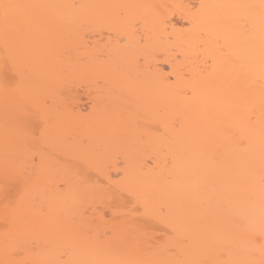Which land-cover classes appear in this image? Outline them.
Segmentation results:
<instances>
[{
  "label": "bare ground",
  "instance_id": "obj_1",
  "mask_svg": "<svg viewBox=\"0 0 264 264\" xmlns=\"http://www.w3.org/2000/svg\"><path fill=\"white\" fill-rule=\"evenodd\" d=\"M0 264H264V0H0Z\"/></svg>",
  "mask_w": 264,
  "mask_h": 264
}]
</instances>
